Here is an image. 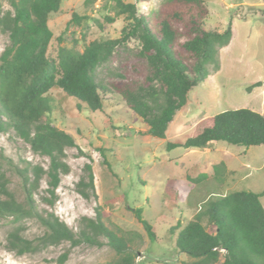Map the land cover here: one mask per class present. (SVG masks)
<instances>
[{"label": "trees", "instance_id": "trees-1", "mask_svg": "<svg viewBox=\"0 0 264 264\" xmlns=\"http://www.w3.org/2000/svg\"><path fill=\"white\" fill-rule=\"evenodd\" d=\"M62 2L0 0V31L9 36L0 55V134L13 131L34 153L48 158L46 167L7 162L20 177L22 200L0 167V218L11 226L6 246L22 255L65 242L71 247L103 245L105 238L116 252L106 264H136L139 249L119 227L109 225L103 205L95 206V216H82L77 231L54 210L62 176L71 170L66 150L80 146L72 133L50 119L53 107L48 93L61 89L91 111L104 108V94L117 93L148 124L147 134L165 137L176 113L187 106L191 90L207 78V65L220 67L219 50L231 42L233 30L231 25L224 30L205 27L210 13L206 0H161L158 6H151V0H115L117 14L125 15L126 21L118 37L84 41L81 47L78 39L72 46L63 45L60 35L58 46L50 52L55 35L49 19ZM81 19L73 13L71 22ZM119 57L126 59L122 73L103 83L97 76L99 66ZM261 84L258 81L248 88ZM218 141L247 147L264 144V113L236 108L207 116L185 139L168 142V148L213 149ZM80 152L84 154L82 149ZM4 157L0 153V166ZM226 166L225 161L214 166L212 177L220 184H226ZM185 176L202 183L211 174L195 164ZM43 180L46 194L40 198L48 207H42L36 198ZM76 190L87 200L98 197L90 163L84 165ZM263 195L264 190L215 192L186 223L174 225L175 248L188 255L179 264H264ZM134 213L150 240H157L143 209L136 208ZM30 220L43 229L32 237L26 233ZM69 251L62 253L59 262L66 260Z\"/></svg>", "mask_w": 264, "mask_h": 264}, {"label": "rangeland", "instance_id": "rangeland-1", "mask_svg": "<svg viewBox=\"0 0 264 264\" xmlns=\"http://www.w3.org/2000/svg\"><path fill=\"white\" fill-rule=\"evenodd\" d=\"M160 1L151 0L150 5L158 6ZM206 2L210 13L204 21L205 27L224 30L231 25L233 37L219 50L220 67L207 65V78L191 90L187 106L176 113L165 137L147 134L148 124L117 93L104 94V108L97 111H91L84 104L80 107V102L61 89L48 93L53 107L50 119L72 133L80 146L66 150L71 170L62 176L54 210L77 231L81 217L95 216V206L103 205L110 217L109 225L119 227L139 249L136 264H179L180 260L187 259L185 252L175 248L172 227L186 223L215 192L264 190V144L247 147L218 141L213 149L180 145L168 148V142L185 139L207 116L236 108L264 113V0ZM73 13L82 17L80 23L71 22ZM108 16L114 20L109 21ZM125 23V15L117 14L115 0H63L60 10L50 15L49 25L55 35L50 52L58 46L56 38L60 35L64 37L63 45L72 46L78 39L82 47L97 38L118 37ZM8 43V34L0 31V55ZM125 64V57L101 64L97 70L99 80L107 84L118 72L122 73ZM258 81L262 84L248 88ZM0 153L5 155L0 167L10 177V187L17 198L22 200L20 177L7 162L13 160L20 167L26 162L46 167L48 158L34 153L13 131L0 134ZM221 161L227 165L226 184L212 177L215 164ZM86 163L92 165L98 194L90 200L76 190ZM195 164L211 174L208 181L193 183L186 178V171ZM45 188L43 180L36 194L42 207H48L40 198L46 194ZM261 201L264 205V195ZM136 208H142L143 216L154 225L157 240H150L135 216ZM27 225L26 233L30 237L43 230L34 220ZM10 228L9 222L0 218L2 264H106L116 257L105 238L103 245L82 243L71 247L65 242L36 253L18 255L6 246ZM68 248V257L59 262Z\"/></svg>", "mask_w": 264, "mask_h": 264}]
</instances>
